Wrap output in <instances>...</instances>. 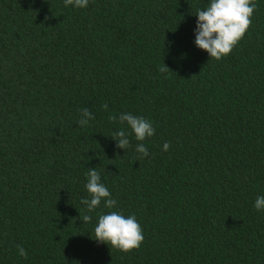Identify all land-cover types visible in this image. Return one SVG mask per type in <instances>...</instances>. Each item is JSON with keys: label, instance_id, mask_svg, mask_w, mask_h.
<instances>
[{"label": "trees", "instance_id": "16d2710c", "mask_svg": "<svg viewBox=\"0 0 264 264\" xmlns=\"http://www.w3.org/2000/svg\"><path fill=\"white\" fill-rule=\"evenodd\" d=\"M207 3L0 0V264H264V0L220 60L193 43ZM121 113L155 134L136 141ZM90 168L117 208L87 213ZM116 210L136 216L139 248L93 238Z\"/></svg>", "mask_w": 264, "mask_h": 264}, {"label": "clouds", "instance_id": "9594fccd", "mask_svg": "<svg viewBox=\"0 0 264 264\" xmlns=\"http://www.w3.org/2000/svg\"><path fill=\"white\" fill-rule=\"evenodd\" d=\"M89 0H64V7L78 9L86 8ZM255 4L252 0H208L207 7L198 8L195 15V27L193 29L194 45L207 52L210 58L220 60L228 55L238 41L243 37L250 24ZM165 66V65H164ZM165 66L160 71H165ZM107 108V105L104 106ZM92 119V113L87 109H81V118L78 120L80 126H86ZM117 119V117H112ZM121 123H126L131 130V135L136 141H144L155 134L152 123L142 116L131 113H121L118 117ZM116 147L126 150L130 145L129 134L121 129L112 135ZM169 142L162 145V150L167 151ZM135 151L143 157L149 155L143 143H138ZM89 196L83 198L81 203L85 206L87 213L95 212L103 203L107 209L117 208V200L112 198L108 188L101 182V176L95 168H90L84 185ZM253 207L258 212H264V195L255 198ZM83 223L91 222L92 216L85 214L80 218ZM94 239L98 243H105L121 252H129L139 248L144 236L140 223L134 214L125 215L122 211H108L97 216L94 225ZM18 247V254L26 257L27 253L23 247Z\"/></svg>", "mask_w": 264, "mask_h": 264}]
</instances>
